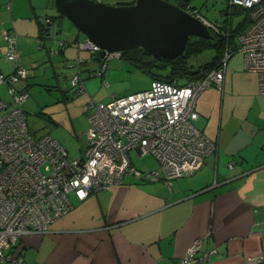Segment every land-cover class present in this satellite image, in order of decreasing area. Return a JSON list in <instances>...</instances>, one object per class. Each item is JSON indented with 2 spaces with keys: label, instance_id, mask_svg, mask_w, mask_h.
<instances>
[{
  "label": "crops",
  "instance_id": "1",
  "mask_svg": "<svg viewBox=\"0 0 264 264\" xmlns=\"http://www.w3.org/2000/svg\"><path fill=\"white\" fill-rule=\"evenodd\" d=\"M8 1L0 0V33L17 36L21 66L26 67L23 55L33 52L36 41L38 50L75 68L73 76L89 74L88 70L99 66L78 49L80 33L72 42L59 41L63 22L47 23L55 17L38 14L50 10L53 0H14L2 11ZM19 6L28 14H18ZM41 31L48 35L39 43ZM53 42L58 43L57 50L50 46ZM2 44L0 72L10 74L14 65L4 56V40ZM68 47L77 49L72 52L83 60L81 71L78 63L69 65ZM41 65L32 61L31 68L36 71ZM115 73L110 72L112 77ZM88 78L83 79V92L88 91ZM30 79L29 71L23 84L27 91ZM109 90L112 94H106L102 102L126 95L113 89V84ZM196 110V126L218 144L217 153L206 158L199 171L174 180L171 187L163 180L148 181L128 174L122 184L83 201L70 194L71 211L54 222L49 233L20 239L14 253L22 255L27 264H179L191 243L201 239L200 255L210 253L206 264H243L253 258L264 264V94L259 91L257 74L245 69L241 54L230 56L223 88L213 86L202 92ZM77 114L69 111L66 123L71 125L68 132L73 129L86 140L81 157L88 145L89 123L86 113ZM152 162L142 165L146 173L159 169V163Z\"/></svg>",
  "mask_w": 264,
  "mask_h": 264
},
{
  "label": "built area",
  "instance_id": "2",
  "mask_svg": "<svg viewBox=\"0 0 264 264\" xmlns=\"http://www.w3.org/2000/svg\"><path fill=\"white\" fill-rule=\"evenodd\" d=\"M235 6L251 15V25L238 36L235 52L227 46L219 66L188 85L155 80L147 90L115 95L107 103L91 101L87 106L88 145L84 155L73 160L50 135L38 139L31 135L22 109L29 99L23 86L29 71L19 65L17 36L3 33L5 58L15 70L10 74L0 72V86L7 87L11 98V102L0 98V264H27L22 255L14 253L20 239L49 233L51 225L73 208L70 194L83 201L93 193L122 184L128 174L148 181L163 180L171 187L174 180L193 175L206 158L217 153V142L196 126V105L199 95L208 88H223L227 62L233 53H240L245 68L257 74L259 91L264 94V0H229L228 12ZM188 12L216 33L225 26L203 18L196 8L190 7ZM77 45L80 51L102 57L105 63L95 71L100 77L106 73L107 63L120 59L123 53L101 56L102 51L87 38ZM82 62L79 59L78 66ZM81 75L71 79L79 93L84 91ZM131 151L141 157L153 156L159 169L138 171L132 166ZM201 245V239L192 242L179 264L210 261V253L200 255ZM10 251L13 255L8 254ZM243 264H261V260L253 258Z\"/></svg>",
  "mask_w": 264,
  "mask_h": 264
},
{
  "label": "rangeland",
  "instance_id": "3",
  "mask_svg": "<svg viewBox=\"0 0 264 264\" xmlns=\"http://www.w3.org/2000/svg\"><path fill=\"white\" fill-rule=\"evenodd\" d=\"M95 1L108 5H117L118 3H131L134 0ZM11 3L13 4L14 0H9L6 5H2V11H6L5 8L8 9V4ZM228 3L229 0L191 1V4L199 10V14L203 18L211 22H224L226 19H229L230 26L234 27L244 19V13H242L243 8L233 7L232 11L229 13ZM49 8L50 10L47 8L42 10L41 13H38L41 18H43L46 14L58 18V13L53 2H51ZM20 13L28 14L27 11H25V8L23 9L19 6L18 14ZM57 20L59 22H63V33L61 38L57 40H67L72 42L79 31H77L69 20L65 18H58ZM2 39L3 37L0 33L1 46L3 45ZM80 39H83L82 35ZM36 43L37 41L32 44L34 50L31 54L26 53L23 55V61L27 69H29L28 71H30L31 77V85L28 88L29 99L22 107L26 113L29 131L36 139L50 135L68 151L70 159H78L81 155V145H84L86 140L82 135H75L73 129L68 132V129L71 126L66 123L69 111L73 113L74 116L78 115V112H81L84 116V113L87 114L86 105L91 103L92 100L96 103H100L106 94H112L111 90H109V87L112 84L113 89L118 90V92L123 91V93L125 92L124 94L139 90L142 91L141 89H149L151 76L140 69H135L134 66L125 59L113 60L110 62V66L104 80H102L100 76H95V71L100 69L98 65L93 70L92 75L84 72L82 74V79L86 78L87 75L90 76V78H88L85 82V84H88V91L86 89L83 94L78 95L76 90L73 89L75 87L71 84V79L73 74L76 72V69L66 66L64 59L60 57H53L50 54H46V51L38 50ZM50 46H53L54 50H57L58 43L53 42ZM72 49H74L75 52L77 51V49L70 47L65 49L66 59L69 60V65H77L79 58H77V54L72 52ZM49 51L50 49H48V52ZM82 54H89L90 57V53L88 52H83ZM213 55V50H206L201 55H192L188 59L189 64L192 69H196L209 62ZM4 56L6 57V53ZM74 59L77 60L75 63L73 62ZM32 61L38 62L39 65L43 62L44 63L35 71L31 68ZM111 70H115L116 72L114 77L110 74ZM153 71L155 73L158 72L157 68L153 69ZM105 82L107 85L104 84ZM0 98L6 102H11V98L7 94V87L5 85L0 86ZM109 101L110 100H105L104 103ZM129 157L132 164L144 173H146L147 170L143 166H148L147 164H149L151 160L154 161L152 163H158L152 156L140 158L136 151L129 152Z\"/></svg>",
  "mask_w": 264,
  "mask_h": 264
},
{
  "label": "water",
  "instance_id": "4",
  "mask_svg": "<svg viewBox=\"0 0 264 264\" xmlns=\"http://www.w3.org/2000/svg\"><path fill=\"white\" fill-rule=\"evenodd\" d=\"M54 6L58 15L102 51L101 56L141 48L151 57L174 60L184 54L192 37L214 38L210 25L169 0L122 5L54 0Z\"/></svg>",
  "mask_w": 264,
  "mask_h": 264
},
{
  "label": "trees",
  "instance_id": "5",
  "mask_svg": "<svg viewBox=\"0 0 264 264\" xmlns=\"http://www.w3.org/2000/svg\"><path fill=\"white\" fill-rule=\"evenodd\" d=\"M53 3H54V0H53ZM120 4L122 5V4H129V3H120ZM183 4L184 6L181 8L186 9L185 7L190 5L191 2L190 3L184 2ZM236 7L237 6H235L234 8ZM238 8H241V7H238ZM228 10H229V7H228ZM233 12H234V9H233ZM242 13H244V19L241 22H239L237 25H235L234 27L230 26L229 19H226L224 22H222L225 24V26L222 27V31L220 33H216L214 31L211 32L212 35L214 36L213 39H203V38H196V37L191 38L187 44L184 54L174 60H167V59L151 57L145 50L141 48L123 52L120 59H125L126 61L130 62L134 66L135 69L137 70L140 69L146 72L147 74H149L151 76V83L155 80H160V81H165V82L177 81L178 84L181 86L188 85L189 83L193 81L202 79L207 73L216 69L219 66L224 56L227 46H229L233 52L236 51L238 36L242 34L243 32H245L251 25L250 12L246 9H243ZM58 18H63V17L58 15ZM58 18H55L53 20V17H51L52 24H53V21L55 22V20H57ZM230 30H231V33H230ZM45 35H48V34L46 33L44 34L43 31H41V35H39V39L40 38L43 39ZM41 42L42 40L39 41V43ZM206 50L214 51V55L212 56L211 60L205 63L204 65L199 66L196 69H192L189 64V60H188L190 56L201 55ZM59 54L61 55V51H59ZM120 59H116V60H120ZM90 61L94 63H98L99 67H101L105 63L104 60H102V57L100 58L99 54H90ZM110 62L112 61H109L107 63L108 65L107 70L109 69ZM82 65H83V62L78 66L79 70L81 69ZM155 68H157V71H158L157 73L153 71V69ZM14 70H15V67H14ZM87 72L89 73V75H92L93 70L90 69ZM106 73L102 75L101 77L102 80L105 79ZM83 83H84V80L82 79V83H81L82 86H83ZM73 89L76 90L78 95L81 94L79 93V89L77 88H73Z\"/></svg>",
  "mask_w": 264,
  "mask_h": 264
},
{
  "label": "flooded vegetation",
  "instance_id": "6",
  "mask_svg": "<svg viewBox=\"0 0 264 264\" xmlns=\"http://www.w3.org/2000/svg\"><path fill=\"white\" fill-rule=\"evenodd\" d=\"M170 2H172L173 4H176V5H179L180 7H183L184 6V2H186V0H169ZM192 1V0H191ZM134 2V1H133ZM133 2H131V3H133ZM188 3V2H187ZM190 3V2H189ZM130 4V3H129ZM190 7H192V8H195V6H193L192 4H190V5H188L187 7H185L186 9V11H188V8H190ZM183 9V8H182ZM190 10V9H189Z\"/></svg>",
  "mask_w": 264,
  "mask_h": 264
},
{
  "label": "bare ground",
  "instance_id": "7",
  "mask_svg": "<svg viewBox=\"0 0 264 264\" xmlns=\"http://www.w3.org/2000/svg\"><path fill=\"white\" fill-rule=\"evenodd\" d=\"M200 15V14H199ZM193 38V37H192ZM244 58V57H243ZM244 62H245V60H244ZM246 69V68H245ZM248 71V70H247ZM251 72V71H250ZM254 73V72H253Z\"/></svg>",
  "mask_w": 264,
  "mask_h": 264
}]
</instances>
